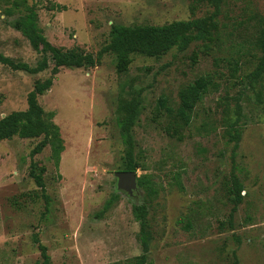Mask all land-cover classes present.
<instances>
[{
    "label": "rangeland",
    "instance_id": "obj_1",
    "mask_svg": "<svg viewBox=\"0 0 264 264\" xmlns=\"http://www.w3.org/2000/svg\"><path fill=\"white\" fill-rule=\"evenodd\" d=\"M28 4L36 7L49 43L89 54L95 65L60 68L38 97L42 109L54 113L63 142L57 169L48 145L31 156L42 137L0 142V264L39 261L32 236L46 247L51 264H138L140 258L139 264H231L233 255L239 264H264V95L258 101L257 84L247 80L259 56L254 40L264 0H224L210 39L158 59L132 55L124 74L116 72L114 55L102 51L111 25L161 26L206 17L212 8L186 0ZM52 4L64 10H51ZM7 6L0 0V54L34 67L41 56L11 26L18 14L5 16ZM51 68L49 62L48 69L30 74L0 64V119L24 111L34 82L49 78ZM205 74L218 89L195 107L190 125L180 127L157 102L165 97L176 107L179 90ZM131 100L140 102L132 135L143 169L136 175H149L159 186L156 197L146 199L152 239L145 253L132 214L146 198L143 190L133 198L118 193L103 211L123 165L119 108ZM237 104L241 139L234 150L225 131L236 120ZM32 162L50 199L47 210L29 176ZM232 174L242 201L230 218Z\"/></svg>",
    "mask_w": 264,
    "mask_h": 264
},
{
    "label": "trees",
    "instance_id": "obj_2",
    "mask_svg": "<svg viewBox=\"0 0 264 264\" xmlns=\"http://www.w3.org/2000/svg\"><path fill=\"white\" fill-rule=\"evenodd\" d=\"M8 6L4 9L5 16L18 14V18L11 22V26L18 31L29 43L31 49L41 56L34 67L23 62L14 60L0 54V64L9 67L13 71H23L30 74H37L49 68V62L52 63L51 76L43 81H35L32 90L27 94V108L24 111L12 112L0 119V142L11 140L14 137L20 139H38L42 137L39 143L31 151V156L39 154L42 149L48 145L51 151L50 159L53 161L55 169L58 168L60 154L63 152V142L59 135V129L53 122L54 113L45 112L38 103V97L50 89L55 75L60 68H85L93 67L95 61L89 54H81L75 51H63L49 43L38 25V16L36 7L28 4V0H6ZM193 6L207 5L212 8V13L203 18H195L186 21H174L161 26L137 25L123 26L111 25L109 31V40L102 49L103 52H109L115 57V70L118 74H124L128 70L130 58L132 55L139 54L147 57L160 58L171 49L184 51L190 44L197 41H205L211 38L212 29L215 27V18L218 16L224 0H186ZM194 8V7H193ZM64 10V6L52 4L51 10ZM254 48L259 56L252 72L247 75V80L251 84H257L259 92L256 93L258 101H263L264 95V17L259 22ZM237 63L234 64L236 67ZM218 89L214 78L205 74L198 77L193 82L181 88L178 92V102L176 107L168 105V100L161 97L157 102V107L163 110L167 116L178 126H189L192 121V115L195 107L201 103L204 97L211 91ZM139 100H131L120 106V114L117 126L120 131V137L125 147L123 165L118 172H135L137 169H143L142 163L135 158V142L132 135V128L135 125L139 112ZM241 115V107L236 105V120L228 123L225 135L227 141L233 143V149H237L241 139L238 120ZM29 176L33 179L35 185L40 190V196L44 200L45 209H48L49 197L45 193L44 182L40 175L35 172V165L30 164ZM137 186L145 193V200L140 204H134L132 214L139 224L138 240L143 253L148 250L152 233L148 222V209L146 201L156 197L159 191L158 183L149 175H142L137 178ZM180 191L182 185L177 181ZM242 186L237 177L232 174L230 178L229 192L232 196V208L230 218L241 203L240 192ZM118 192L113 193L105 202L103 211L117 201ZM147 199V200H146ZM189 228L186 224V228ZM32 242L37 245L40 253V260L34 264H51L50 256L45 246L39 243L36 236H32ZM144 257V255L142 256ZM139 263H144V258H140ZM138 263V264H139ZM231 264H239L235 255Z\"/></svg>",
    "mask_w": 264,
    "mask_h": 264
},
{
    "label": "water",
    "instance_id": "obj_3",
    "mask_svg": "<svg viewBox=\"0 0 264 264\" xmlns=\"http://www.w3.org/2000/svg\"><path fill=\"white\" fill-rule=\"evenodd\" d=\"M116 180V191L125 194L127 197L133 198L134 192L139 195L137 186V175L135 172H116L114 174Z\"/></svg>",
    "mask_w": 264,
    "mask_h": 264
},
{
    "label": "flooded vegetation",
    "instance_id": "obj_4",
    "mask_svg": "<svg viewBox=\"0 0 264 264\" xmlns=\"http://www.w3.org/2000/svg\"><path fill=\"white\" fill-rule=\"evenodd\" d=\"M133 195L136 196V192H134Z\"/></svg>",
    "mask_w": 264,
    "mask_h": 264
}]
</instances>
